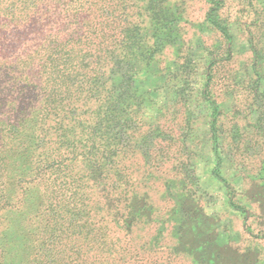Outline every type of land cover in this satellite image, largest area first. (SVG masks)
Masks as SVG:
<instances>
[{
    "label": "trees",
    "instance_id": "16d2710c",
    "mask_svg": "<svg viewBox=\"0 0 264 264\" xmlns=\"http://www.w3.org/2000/svg\"><path fill=\"white\" fill-rule=\"evenodd\" d=\"M204 1V23L215 42L202 63L201 98L212 108V174L225 183L215 152L221 111L210 86L213 72L233 57L237 31L247 38L264 23V0H242L256 4L254 26L247 23L245 33L223 15L229 0ZM175 2L0 0V264L142 259L145 241L132 259L128 236L161 219L140 189L143 174L135 175L131 165L156 164L163 160L158 148L175 142L156 113L144 119L145 107L154 105L158 56L179 45L185 50L179 35L184 17ZM252 52L258 76L260 61ZM255 178L264 204V163ZM232 196L229 206L246 215ZM215 246L192 243L203 256Z\"/></svg>",
    "mask_w": 264,
    "mask_h": 264
},
{
    "label": "rangeland",
    "instance_id": "374dc122",
    "mask_svg": "<svg viewBox=\"0 0 264 264\" xmlns=\"http://www.w3.org/2000/svg\"><path fill=\"white\" fill-rule=\"evenodd\" d=\"M175 1L184 17L178 33L185 50L177 49L179 45L158 56L154 105L144 110L145 121L156 113L158 125L174 133L175 142L158 148L156 156L163 160L156 164L149 159L152 164L137 161L131 165L135 175L143 174L140 189L154 207L153 217L161 219L156 226L143 227L127 237L132 259L145 241L142 259L131 263L264 264V204L256 196L260 179L255 178L264 163V23L257 24L247 38L237 31L233 57L213 72L210 91L221 111L215 152L221 158L224 183L212 174V108L201 98L202 63L207 64L215 42L214 33L204 23L207 4L204 0ZM254 5L229 0L223 15L235 20L245 33L247 23L254 26L250 16ZM252 51L260 61L258 76L251 70ZM180 97L185 98L183 105ZM230 192L233 201L247 210L246 215L229 206ZM189 195L191 199H186ZM185 202L190 212L181 207ZM183 223L193 225L182 227ZM193 241L196 247L207 249L213 241L216 246L211 253L206 250L204 258L199 248L192 247Z\"/></svg>",
    "mask_w": 264,
    "mask_h": 264
}]
</instances>
